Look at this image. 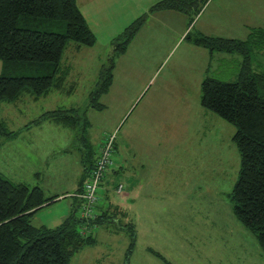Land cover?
I'll use <instances>...</instances> for the list:
<instances>
[{"label":"rangeland","instance_id":"1","mask_svg":"<svg viewBox=\"0 0 264 264\" xmlns=\"http://www.w3.org/2000/svg\"><path fill=\"white\" fill-rule=\"evenodd\" d=\"M95 1L81 10L96 44L77 50L70 41L62 58L71 68L67 89L75 83L74 91H51L38 99L26 94L0 104V121L18 131L0 138V173L16 183L40 186L49 197L65 194L33 217L35 226L55 228L67 219L85 163L90 165L114 135L112 167L123 168L106 177L109 191L99 202H107V209L112 203L113 218L91 229L94 243L73 254L68 264H264L257 235L234 213L232 193L241 168L233 140L237 127L201 103L205 77L237 80L242 56L215 53L212 58L192 40L200 36L196 17L192 21L175 10L151 12L160 0H115L102 7ZM230 7L238 10L235 16L245 11L252 21L264 18L262 0H214L201 21L218 16L223 31L243 36L244 25L231 27L238 24L217 15L231 13ZM144 15L140 30L121 52L125 29ZM253 59L254 67L264 70V55ZM109 66L112 84L98 96ZM59 108L80 114L76 130L45 121L27 132L26 125ZM118 182L121 192L114 189Z\"/></svg>","mask_w":264,"mask_h":264},{"label":"trees","instance_id":"2","mask_svg":"<svg viewBox=\"0 0 264 264\" xmlns=\"http://www.w3.org/2000/svg\"><path fill=\"white\" fill-rule=\"evenodd\" d=\"M208 1L160 0L150 10H175L193 21ZM145 19V15L139 17L125 29L121 52L127 49ZM48 25L60 30L47 29ZM192 40L211 54L242 56L237 80L205 77L201 84V103L237 127L233 140L241 154V168L232 193L234 213L257 235L264 249V70L255 68L253 62L254 55H264V27L251 29L244 40L209 35ZM70 41L76 43L77 50L94 46L97 41L77 0H0V59L5 69L0 73V104L17 102L26 94L38 99L51 91L72 93L75 83L67 89L71 68L62 63ZM112 81V66H109L95 93L99 96L108 91ZM43 119L76 130L80 114L75 108H59L47 111L37 122ZM16 134L18 131L9 130L5 122L0 121V138ZM99 153L91 158L90 165L85 163L83 180L86 181H81L80 192L91 176ZM111 169L112 166L103 177L99 195ZM118 185L119 182L114 189ZM78 193L75 195L78 207L59 226H35V214L57 201L59 195L48 197L42 187L16 183L0 173V264H68L73 254L94 243L95 237L89 233L94 226L113 218L112 207L99 213L98 204L96 217L87 220L78 215L82 204ZM114 208L119 212V208Z\"/></svg>","mask_w":264,"mask_h":264},{"label":"crops","instance_id":"3","mask_svg":"<svg viewBox=\"0 0 264 264\" xmlns=\"http://www.w3.org/2000/svg\"><path fill=\"white\" fill-rule=\"evenodd\" d=\"M114 1L115 0H100L99 2H100V5H101V7H102V4L104 3V2H107V3H109V5H114ZM138 1H140V0H138ZM263 2H264V0H262ZM94 2H96L95 0H77V3H78V5H79V7H80V9L83 7V5L85 6V7H87V5L89 4V3H94ZM214 2V0H209L205 5H204V7H203V9H202V11L196 16V18H195V20H194V23L196 22V25L199 27V32H198V34H200V35H209V36H215V37H223V38H228V39H240V40H244V39H247L248 38V36H249V34H250V31H251V29H253V28H258V27H264V18H261V17H258L259 19H257L258 21H252L253 20V18H251V17H253L252 16V14L251 13H248V12H245V11H243V12H241V11H239V15L238 16H235V13H236V11H238V10H236V9H234V8H231L230 7V9H232L231 10V13H224L223 11H221V12H219L217 15H220V16H227V19H230V21L233 23V24H238L237 26L236 25H233V26H231V27H238L239 25H244V27H245V29H243V32L245 33V34H241V35H243V36H240V35H238V32H229V31H227V30H225V31H223V25L222 26H220V24L221 23H223V19H220V17H218V16H214L215 17V21H213V20H211V22H209V21H206V24H204L203 23V21H201L202 20V16H203V14H204V12L207 10V8L209 7V5L211 4V3H213ZM247 2V1H246ZM223 4L222 5H220V7L221 8H223ZM247 5L245 4V2H244V4H243V7L242 8H244V7H246ZM239 8V7H238ZM82 11V10H81ZM184 14V13H183ZM243 14H245L246 15V17H243ZM184 15H186V14H184ZM247 15H249V18H251V19H247ZM212 24H216L215 25V27L214 26H212ZM217 25H218V28H217ZM244 35L246 36V37H244ZM242 37H244L243 39H242ZM211 54V53H210ZM210 56H212V58H214V57H216V55L215 54H211ZM221 56H223V55H218L217 57H218V59H219V61H224V59H225V57H221ZM224 56H229V55H224ZM47 112V111H46ZM46 112H44V113H46ZM44 113L42 114V115H44ZM42 115L40 116V118L42 117ZM39 118V119H40ZM38 119V120H39ZM38 120H35V121H32L31 123H29L28 125H26L25 127H26V130H27V132L28 133H30V132H33V129L32 128H30L29 126H31L32 124H41V123H43V122H50V123H54V124H56V125H60V124H57V123H55V122H52L51 120H47V119H43V120H40L39 122H37ZM61 126V125H60ZM73 130V129H72ZM119 168H123V166H119L118 168L117 167H113V169H111L109 172H108V174H107V176L108 177H110V178H113V176H116V175H119L120 173H121V171H122V169H119ZM117 170H119L120 171V173L117 171ZM124 174H125V172H124ZM81 181H86V179L85 180H83V177H81V179L79 180V182H78V185H77V189H76V191H75V195L78 193V192H80V189H81ZM107 181V182H106ZM83 182V183H84ZM121 182V181H120ZM109 186H110V184L108 183V179H105V181L103 182V186H102V188H101V191H100V195H101V199L102 198H104V196H105V200H106V197H107V193H108V191H109ZM124 188H125V185H124ZM124 190V189H123ZM104 192H106V194L104 195ZM57 195H59V197L57 198L58 200H61V199H64L65 198V194H57ZM75 195L73 196L74 197V199H73V201L70 203V206H69V214H68V216H67V218L70 216V214H71V212H72V210L75 208H77L78 206V199H76L75 198ZM104 195V196H103ZM49 197V196H48ZM104 203H105V201H104ZM104 203L103 204H99V206H98V212L100 213L101 211H103V210H105L106 209V205H107V202L105 203V205H104ZM104 205V206H103ZM109 207H112V203H109ZM116 207L117 208H119L120 207V205L119 204H117L116 205ZM67 215V214H66Z\"/></svg>","mask_w":264,"mask_h":264},{"label":"built area","instance_id":"4","mask_svg":"<svg viewBox=\"0 0 264 264\" xmlns=\"http://www.w3.org/2000/svg\"><path fill=\"white\" fill-rule=\"evenodd\" d=\"M115 151V137L110 136L105 140L99 153V157L94 165L89 180L85 183L83 191L78 193L81 201L80 216L91 220L96 217V209L99 204L100 195L98 190L107 170L113 164V154ZM123 190V184L118 186V191ZM90 232L89 234H91Z\"/></svg>","mask_w":264,"mask_h":264}]
</instances>
